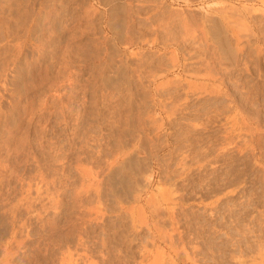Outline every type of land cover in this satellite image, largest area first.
Wrapping results in <instances>:
<instances>
[{"label": "rangeland", "instance_id": "1", "mask_svg": "<svg viewBox=\"0 0 264 264\" xmlns=\"http://www.w3.org/2000/svg\"><path fill=\"white\" fill-rule=\"evenodd\" d=\"M0 6V264H264V0Z\"/></svg>", "mask_w": 264, "mask_h": 264}, {"label": "bare ground", "instance_id": "2", "mask_svg": "<svg viewBox=\"0 0 264 264\" xmlns=\"http://www.w3.org/2000/svg\"><path fill=\"white\" fill-rule=\"evenodd\" d=\"M31 2V1H30ZM50 2V1H49ZM69 2V1H68ZM45 3V2H44ZM58 3V2H57ZM105 3V2H104ZM26 4V3H25ZM33 4V3H32ZM64 5V4H63ZM67 5V4H66ZM2 6V5H1ZM0 6V7H1ZM51 6V5H50ZM53 7V6H52ZM88 7V6H87ZM92 7V6H91ZM30 8V7H29ZM44 8V7H43ZM128 8V7H127ZM86 9V8H85ZM171 9V8H170ZM230 9H231V7H230ZM110 12V11H109ZM126 12V11H125ZM165 12V11H164ZM225 12V11H224ZM236 12V11H235ZM238 12V11H237ZM143 14V13H142ZM224 14V13H223ZM230 14V13H229ZM1 15V14H0ZM117 15V14H116ZM139 15V14H138ZM205 15V14H204ZM222 15V14H221ZM220 15V16H221ZM36 16V15H35ZM70 16V15H69ZM182 16V15H181ZM230 16V15H229ZM13 17V16H12ZM93 17V16H92ZM100 17V16H99ZM206 17V16H205ZM40 18V17H39ZM82 18V17H81ZM234 18V17H233ZM5 19V18H4ZM7 19V18H6ZM24 19V18H23ZM50 19H52V18H50ZM59 19V18H58ZM87 19V18H86ZM112 19H113V17H112ZM168 19V18H167ZM227 19V18H226ZM231 19V18H230ZM230 19H228V20H230ZM1 20V19H0ZM110 20V19H109ZM130 20V19H129ZM205 20V19H204ZM7 21V20H6ZM9 21V20H8ZM40 21V20H39ZM44 21V20H43ZM123 21V20H122ZM168 21V20H167ZM172 21V20H171ZM238 21V20H237ZM262 21V20H261ZM69 22V21H68ZM186 22V21H185ZM29 23V22H28ZM120 23H121V21H120ZM163 23V22H162ZM170 23V22H169ZM24 24V23H23ZM93 24V23H92ZM204 24V23H203ZM206 24V23H205ZM219 24V23H218ZM49 25V24H48ZM65 25V24H64ZM137 25V24H136ZM139 25V24H138ZM162 25V24H161ZM239 25V24H238ZM260 25V24H259ZM26 26V25H25ZM127 26V25H126ZM131 26V25H130ZM220 26V25H219ZM61 27V26H60ZM121 27V26H120ZM239 27V26H238ZM64 28H65V26H64ZM154 28V27H153ZM246 28V27H245ZM66 29V28H65ZM94 29V28H93ZM114 29V28H113ZM178 29V28H177ZM176 29V30H177ZM216 29V28H215ZM16 30H17V28H16ZM27 30V29H26ZM67 30V29H66ZM132 30V29H131ZM175 30V31H176ZM241 30V29H240ZM14 31V30H13ZM45 32V31H44ZM132 32V31H131ZM208 32V31H207ZM225 32H227V31H225ZM54 33V32H53ZM141 33V32H140ZM159 33V32H158ZM126 35V34H125ZM133 35V34H132ZM187 35V34H186ZM6 37V36H5ZM45 37H47V36H45ZM49 37V36H48ZM94 37V36H93ZM141 37V36H140ZM206 37V36H205ZM226 38V37H225ZM237 38V37H236ZM47 39V38H46ZM230 39V38H229ZM58 40V39H57ZM62 40V39H61ZM64 40V39H63ZM112 41V40H111ZM36 42V41H35ZM65 42V41H64ZM216 43V42H215ZM16 44V43H15ZM40 44V43H39ZM55 45V44H54ZM13 46V45H12ZM18 46V45H17ZM22 48V47H21ZM37 49V48H36ZM180 49V48H179ZM226 49V48H225ZM110 50V49H109ZM223 50V49H222ZM230 50V49H229ZM24 51V50H23ZM232 51V50H231ZM9 52V51H8ZM38 52V51H37ZM71 52V51H70ZM218 52V51H217ZM53 53V52H52ZM17 54V53H16ZM39 54V53H38ZM229 54V53H228ZM11 56V55H10ZM40 56V55H39ZM47 56V55H46ZM62 56V55H61ZM223 56H224V54H223ZM75 57V56H74ZM221 57V56H220ZM232 57V56H231ZM25 58V57H24ZM230 58V57H229ZM61 59H62V57H61ZM24 60V59H23ZM222 60V59H221ZM70 62V61H69ZM231 62V61H230ZM233 64V63H232ZM61 65V64H60ZM102 65V64H101ZM58 66V65H57ZM228 67V66H227ZM23 68V67H22ZM238 69V68H237ZM49 70V69H48ZM8 71V70H7ZM232 71V70H231ZM37 72V71H36ZM72 72V71H71ZM210 72V71H209ZM59 74V73H58ZM209 75V74H208ZM47 77V76H46ZM5 78V77H4ZM10 78V77H9ZM12 78V77H11ZM124 78H125V76H124ZM73 79V78H72ZM126 79V78H125ZM13 80V79H12ZM62 80V79H61ZM103 81V80H102ZM128 81V80H127ZM35 82V81H34ZM8 85V84H7ZM30 86V85H29ZM92 86V85H91ZM49 88H50V86H49ZM99 88V87H98ZM13 91H15V90H13ZM44 92V91H43ZM46 92V91H45ZM53 94V93H52ZM48 96V95H47ZM59 96V95H58ZM131 96V95H130ZM44 98V97H43ZM30 99V98H29ZM38 99V98H37ZM3 100V99H2ZM34 100V99H33ZM40 100V99H39ZM9 102V101H8ZM50 102V101H49ZM37 103V102H36ZM40 103V102H39ZM43 103V102H42ZM38 104V103H37ZM60 104V103H59ZM5 105V104H4ZM39 105V104H38ZM59 106V105H58ZM63 106V105H62ZM1 107V106H0ZM11 107V106H10ZM41 107V106H40ZM44 109V108H43ZM11 110V109H10ZM31 110V109H30ZM58 110V109H57ZM23 112V111H22ZM45 112V111H44ZM4 113V112H3ZM19 113V112H18ZM16 115H18V114H16ZM4 117V116H3ZM2 117V118H3ZM12 118V117H11ZM28 118V117H27ZM33 118V117H32ZM41 118V117H40ZM13 120V119H12ZM78 120V119H77ZM45 122V121H44ZM63 122V121H62ZM44 124V123H43ZM25 127V126H24ZM43 127V126H42ZM52 129V128H51ZM70 131V130H69ZM21 133V132H20ZM13 136V135H12ZM21 136V135H20ZM24 137V136H23ZM27 137V136H26ZM31 138V137H30ZM15 142V141H14ZM11 143V142H10ZM73 147V146H72ZM72 149V148H71ZM31 151V150H30ZM59 152V151H58ZM31 153V152H30ZM65 154V153H64ZM35 157V156H34ZM37 157V156H36ZM75 160V159H74ZM80 161V160H79ZM32 162V161H31ZM36 162V161H35ZM45 162V161H44ZM51 162V161H50ZM54 168V167H53ZM39 169V168H38ZM87 169V168H86ZM124 169V168H123ZM114 170V169H113ZM112 170V171H113ZM121 170H122V168H121ZM85 172V171H84ZM118 172V171H117ZM126 172V171H125ZM68 173V172H67ZM87 173V172H86ZM37 174V173H36ZM40 174V173H39ZM121 175V174H120ZM16 176V175H15ZM34 176V175H33ZM37 176V175H36ZM80 177V176H79ZM97 177V176H96ZM109 177V176H108ZM44 178V177H43ZM83 178V177H82ZM112 178V177H111ZM117 178V177H116ZM53 179V178H52ZM17 180V179H16ZM42 180V179H41ZM60 180V179H59ZM121 180V179H120ZM43 181V180H42ZM18 182V181H17ZM116 182V181H115ZM25 183V182H24ZM119 183V182H118ZM122 183V182H121ZM128 183V182H127ZM35 184V183H34ZM39 185V184H38ZM45 186V185H44ZM121 187V186H120ZM28 188V187H27ZM36 188V187H35ZM76 188V187H75ZM29 189V188H28ZM47 189V188H46ZM31 190V189H30ZM96 190V189H95ZM94 190V191H95ZM37 191V190H36ZM35 191V192H36ZM82 191V190H81ZM84 191V190H83ZM57 193V192H56ZM79 195V194H78ZM98 195V194H97ZM29 196V195H28ZM57 196V195H56ZM27 197V196H26ZM99 197V196H98ZM55 198V197H54ZM88 200V199H87ZM36 201V200H35ZM61 201V200H60ZM78 201H79V199H78ZM40 202V201H39ZM90 202V201H89ZM19 203V202H18ZM98 204H99V202H98ZM48 205V204H47ZM77 205V204H76ZM28 206V205H27ZM56 206V205H55ZM25 207V206H24ZM76 207V206H75ZM101 207V206H100ZM55 208V207H54ZM94 208H96V207H94ZM130 208V207H129ZM25 209H27V208H25ZM30 209V208H29ZM98 210V209H97ZM99 211V210H98ZM129 213V212H128ZM37 215V214H36ZM25 223V222H24ZM104 242V241H103ZM104 244V243H103ZM105 246V245H104Z\"/></svg>", "mask_w": 264, "mask_h": 264}]
</instances>
